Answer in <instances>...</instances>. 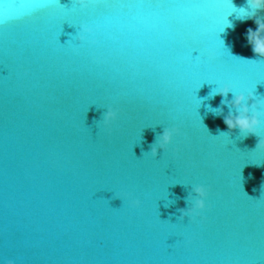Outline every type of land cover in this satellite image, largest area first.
Wrapping results in <instances>:
<instances>
[{
    "label": "water",
    "instance_id": "obj_1",
    "mask_svg": "<svg viewBox=\"0 0 264 264\" xmlns=\"http://www.w3.org/2000/svg\"><path fill=\"white\" fill-rule=\"evenodd\" d=\"M232 4L0 0V256L264 264V58L248 39L264 9ZM222 84L227 96L210 95ZM238 94L255 133L223 122ZM164 127L179 131L152 157ZM198 184L205 209L179 220Z\"/></svg>",
    "mask_w": 264,
    "mask_h": 264
},
{
    "label": "clouds",
    "instance_id": "obj_2",
    "mask_svg": "<svg viewBox=\"0 0 264 264\" xmlns=\"http://www.w3.org/2000/svg\"><path fill=\"white\" fill-rule=\"evenodd\" d=\"M90 0H73V3L81 6L86 7ZM230 4H232V0H228ZM248 2L256 8L264 9V0H248ZM233 6V4H232ZM234 11H243V9H237L233 6ZM231 12V13H233ZM229 13V14H231ZM242 18V17H238ZM225 24L224 27H232V24L226 19L225 17ZM256 29L253 31L252 29H249L248 31V39L249 43L252 46V50L255 54L260 56L261 58H264V19L262 18H256ZM91 32V28L81 23L79 25V29L76 33L75 40L77 42L83 41L85 39V34H88ZM68 42V41H66ZM3 76H0L2 78ZM231 88L228 84H222L217 88L212 89V92L210 95H220L221 97H225L230 92ZM252 93H248V99H252ZM245 100V97L243 94L235 95L234 99L231 100V104L233 107H238L239 112L237 114H233L231 111L223 116V122L227 126L228 131H232L233 129H238L241 133L249 134V133H255L256 131V125L259 123L257 119V113L253 111L252 115L249 117L247 115L248 107L245 106L242 101ZM224 101L222 100V103ZM208 108H211L210 105L207 106ZM255 107V105H253ZM105 111L102 115V119L100 122L107 126L110 124L112 120L116 118L117 112L114 110L111 106L105 107ZM212 111L219 114L222 110L221 109H213ZM205 127V126H204ZM206 128V127H205ZM178 128L176 127H164L163 130L159 133L155 143L151 146L150 152H148L152 157H155L157 155L158 150H166L167 146L171 143L172 137L174 133H178ZM218 136H226V133L221 132ZM217 137V136H213ZM264 144V137L260 138V141L258 145ZM257 145V146H258ZM258 166V165H257ZM251 178V176H250ZM208 195V189L203 185H192L189 197L186 200V207L178 209L179 212V220H183L185 217L188 218V220L194 219L196 216L200 215L201 211L205 209V200ZM247 196V194L245 193ZM116 196V195H115ZM119 197V196H117ZM252 198V197H250ZM264 198V183L261 184V196L259 199ZM139 204L138 200H130L129 205L130 206H137ZM168 204H165V207H167ZM203 219V217H201ZM0 264H17V261L11 258H5L3 256H0Z\"/></svg>",
    "mask_w": 264,
    "mask_h": 264
}]
</instances>
